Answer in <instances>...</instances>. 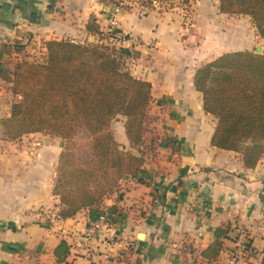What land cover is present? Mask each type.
<instances>
[{
  "label": "crops",
  "instance_id": "crops-1",
  "mask_svg": "<svg viewBox=\"0 0 264 264\" xmlns=\"http://www.w3.org/2000/svg\"><path fill=\"white\" fill-rule=\"evenodd\" d=\"M180 3H161L146 16H119L118 28L132 37L124 47L135 51L125 62L134 77L151 83L152 103L139 147H131L124 117L112 123L121 148L140 156L143 166L139 176L121 182L122 199L115 194L99 209L59 217L54 189L65 141L42 133L9 140L2 122L21 97L0 77V264H180L192 257L229 264L235 241H225L216 262L201 256L227 224L248 230L256 249L237 264L261 263L264 156L249 169L240 152L212 145L218 120L205 112L195 76L225 53H255L261 46L263 55L264 41L250 17L221 13L220 0L189 3L198 26L191 31L183 24L188 3ZM92 17L101 31L110 24L97 0H0V68L22 60V54L3 53L4 44L22 41L43 63L48 41H91ZM115 205L122 212L117 222L89 236L94 216ZM63 240L71 250L58 262Z\"/></svg>",
  "mask_w": 264,
  "mask_h": 264
},
{
  "label": "trees",
  "instance_id": "trees-1",
  "mask_svg": "<svg viewBox=\"0 0 264 264\" xmlns=\"http://www.w3.org/2000/svg\"><path fill=\"white\" fill-rule=\"evenodd\" d=\"M174 1L190 2L142 3L152 6ZM123 2L99 0L108 6ZM220 11L250 17L264 41V0H220ZM94 21L87 30L101 35L92 25ZM97 39L95 44L51 40L46 43L43 63L21 60L12 73L0 68V77L12 85L14 95L21 97L13 104L10 117L2 122L7 138L14 141L42 133L68 145L60 157L54 189L60 198L59 217L63 220L73 219L83 210L99 209L115 194L122 199L121 182L139 176L143 166L140 156L121 148L112 123L124 117L131 147H139L152 103V85L134 77L123 59L109 52V44H103L101 36ZM22 50L17 43L3 45L7 55L21 54ZM120 52L130 57V50L122 48ZM195 87L203 95L205 112L218 120L212 145L240 152L245 166L255 168L264 156V54L225 53L197 71ZM107 210L109 224H115L121 210L116 205ZM234 230L231 224L219 227L202 258L216 262L225 250V241L234 240ZM70 250L63 240L55 250L57 261L64 262ZM260 264H264V255Z\"/></svg>",
  "mask_w": 264,
  "mask_h": 264
},
{
  "label": "rangeland",
  "instance_id": "rangeland-1",
  "mask_svg": "<svg viewBox=\"0 0 264 264\" xmlns=\"http://www.w3.org/2000/svg\"><path fill=\"white\" fill-rule=\"evenodd\" d=\"M98 1V3H99V0H97ZM192 1H195V0H190V2L189 3H191ZM200 1H202V0H200ZM212 2H214V0H211ZM143 2V0H125V2H123L122 3V5L120 4V5H117V4H112V3H110V5L108 6V5H102V11H103V13L106 15V16H108V19H110V22L113 20V19H116L117 18V20H118V22H119V16L121 15V14H123V13H126V12H130V13H133L134 11L138 14V15H140V16H146V15H148L153 9H156V8H158L159 6H160V4L161 3H154L152 6H149V5H146L145 3H142ZM174 2H181L180 4L181 5H183L184 3L182 2V1H174ZM189 3H188V7H186L185 9H183L182 7L183 6H180V5H177V7L176 8H180V9H183L184 11H185V21H184V25H185V27H187V28H189L191 31H196V29H197V27L195 26V25H197L196 24V20H192V18H190L191 17V12H192V9H191V7H192V4L191 5H189ZM186 4V3H185ZM202 4H204V3H202ZM165 6V8H167V9H173V8H175L174 6H168V5H163L162 7H164ZM108 8V9H107ZM116 10H118V12L116 11ZM187 11V12H186ZM93 18H95V17H92L91 18V20L89 21V23L90 22H92L93 21ZM96 19V18H95ZM240 20H242L241 19V17L239 18ZM92 25L95 27V28H97V29H99L100 31H101V27L97 24V23H95V21H94V23H92ZM110 25V24H109ZM108 27L109 26H107V27H105V30L104 31H106L107 29H108ZM200 27V26H199ZM118 30L119 31H121L120 30V28H118ZM104 31H101V32H104ZM121 33L123 34V35H125V42H121V45H119L115 40H113V41H111L110 39H108V42L107 41H101V42H104V43H106V44H109V46H108V48H109V52L110 53H112L113 55H115L118 59H120V60H122L123 59V61H124V65H125V68L127 67V68H129L128 66H127V63L125 62L126 61V58H129V57H127V56H124V55H121V52H120V50L122 49V48H124V49H128V50H130V52L131 53H135V51H131V49H129V48H126V47H124L125 46V43H127L128 42V40L129 39H131L132 37L130 36V35H126L125 33H123L122 31H121ZM102 34L103 33H101V35H93L92 37L94 38V37H98V36H101L102 37ZM93 38H92V40L91 41H88V40H86L84 43H86V42H89V43H93V44H95L94 42H96V41H94L93 40ZM17 44H19L22 48H23V50L21 51V54H22V60H26V59H24V57H28V56H31V57H33V58H31L32 60H28V61H31V62H37V60L38 59H36V58H38V57H36V56H40L41 57V55L40 54H38V55H35L37 52L36 51H31L32 53L31 54H28L27 53V51H26V47H27V45L26 44H24V43H22V41H18V42H16ZM15 43V44H16ZM84 43H81V44H84ZM103 43V44H104ZM99 46H104V45H101L100 43L98 44ZM119 46H121V47H119ZM105 47V46H104ZM32 50V49H31ZM38 51V50H37ZM27 53V54H26ZM26 55H28V56H26ZM136 55V54H135ZM130 56H132V54H130ZM39 62H42L41 61V58L38 60ZM17 62V61H16ZM16 62H14V61H9V62H7V63H5V65H3L4 66V68H2V70L3 71H5V72H7V73H12L13 71H14V68H15V63ZM119 120V119H118ZM115 126L117 127V125L115 124ZM114 132V131H113ZM5 133V132H4ZM5 136H6V134H5ZM7 137V136H6ZM63 147V146H62ZM66 148H68V145L65 143V148H64V150H63V152H65L66 151ZM238 229H241V228H235V230H234V233H235V231H237ZM236 238V236H235V234H234V239ZM234 241V240H233ZM180 264H199V262L196 260V259H194V257H192V258H185V259H183L182 261H180L179 262Z\"/></svg>",
  "mask_w": 264,
  "mask_h": 264
},
{
  "label": "built area",
  "instance_id": "built-area-1",
  "mask_svg": "<svg viewBox=\"0 0 264 264\" xmlns=\"http://www.w3.org/2000/svg\"><path fill=\"white\" fill-rule=\"evenodd\" d=\"M116 11L118 12V10ZM118 25L119 22L117 18L113 19L110 22L108 29L102 32V41L108 42V39H110L111 41L115 40L119 45H121V42H125V35H123L121 31L118 30ZM108 224V213L104 212L99 214V216L95 218L91 224L89 236H95V234H97ZM235 236L236 238L234 239V241L236 249L231 252L229 264H237L240 259L247 258L256 254V249L251 243V238L248 230L243 228L238 229Z\"/></svg>",
  "mask_w": 264,
  "mask_h": 264
},
{
  "label": "water",
  "instance_id": "water-1",
  "mask_svg": "<svg viewBox=\"0 0 264 264\" xmlns=\"http://www.w3.org/2000/svg\"><path fill=\"white\" fill-rule=\"evenodd\" d=\"M108 9V8H107ZM92 39V38H91ZM255 53L257 55H261L263 53V48L261 46H259L256 50H255ZM140 237L139 238H143V234H140L139 235Z\"/></svg>",
  "mask_w": 264,
  "mask_h": 264
}]
</instances>
